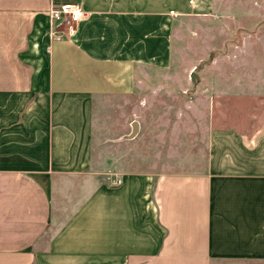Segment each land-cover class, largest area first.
Returning <instances> with one entry per match:
<instances>
[{
	"label": "crops",
	"instance_id": "0c3cea01",
	"mask_svg": "<svg viewBox=\"0 0 264 264\" xmlns=\"http://www.w3.org/2000/svg\"><path fill=\"white\" fill-rule=\"evenodd\" d=\"M65 3L88 18L59 38L49 12ZM172 11L162 0H0V96L32 101L47 136L36 168L0 167V264H264V122L222 135L196 171L82 178L86 198L54 211L50 183L89 174L97 101L132 94L139 67L169 62Z\"/></svg>",
	"mask_w": 264,
	"mask_h": 264
},
{
	"label": "rangeland",
	"instance_id": "374dc122",
	"mask_svg": "<svg viewBox=\"0 0 264 264\" xmlns=\"http://www.w3.org/2000/svg\"><path fill=\"white\" fill-rule=\"evenodd\" d=\"M162 6L173 8L169 62L139 67L132 94L97 101L89 174L50 183L56 213L91 192L82 178L196 171L217 157L222 135L229 140L264 122V0H162ZM37 111L25 98L0 96L1 168H36L35 152L41 156L47 140L40 119L28 117Z\"/></svg>",
	"mask_w": 264,
	"mask_h": 264
},
{
	"label": "built area",
	"instance_id": "2783aa9c",
	"mask_svg": "<svg viewBox=\"0 0 264 264\" xmlns=\"http://www.w3.org/2000/svg\"><path fill=\"white\" fill-rule=\"evenodd\" d=\"M51 21L52 35L55 37H73L79 24L88 18V14L80 5L65 3L54 4L49 12ZM113 174L108 175V179L115 185H121V180H113Z\"/></svg>",
	"mask_w": 264,
	"mask_h": 264
},
{
	"label": "water",
	"instance_id": "95a60500",
	"mask_svg": "<svg viewBox=\"0 0 264 264\" xmlns=\"http://www.w3.org/2000/svg\"><path fill=\"white\" fill-rule=\"evenodd\" d=\"M137 132H138V123L134 122L133 123V132L131 134V138H134L136 136Z\"/></svg>",
	"mask_w": 264,
	"mask_h": 264
}]
</instances>
